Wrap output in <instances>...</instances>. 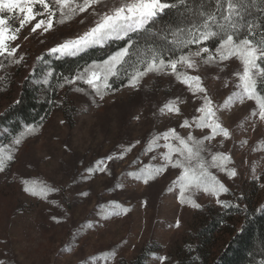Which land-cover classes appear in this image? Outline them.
Listing matches in <instances>:
<instances>
[{"label": "rangeland", "instance_id": "obj_1", "mask_svg": "<svg viewBox=\"0 0 264 264\" xmlns=\"http://www.w3.org/2000/svg\"><path fill=\"white\" fill-rule=\"evenodd\" d=\"M123 2L126 0H111L109 7ZM95 19L81 13L64 24L56 23L42 36L25 31L17 41L24 60L19 66L0 68V77L6 69L7 77L14 75L12 97L18 95L21 82L41 53L82 35L94 26ZM200 31L203 24L188 32L178 57L195 51L196 44L188 41ZM151 58L150 51L134 54L116 76L121 85L105 90L103 100L87 85L77 82L58 94L47 115L30 124L34 132L26 131L29 125L12 134L0 129V158L6 165V171L0 172L3 264H121L132 262L143 251L141 264H161L157 259L161 256L167 258L164 264H180L181 260L189 264L194 235L209 225L211 217L215 216V223L213 228H206L209 235L202 241L204 250L216 254L237 226V207L245 202L256 206L264 203V121L252 115L258 109L254 100L240 99L242 89L236 73L242 72V65L234 58L220 61L217 57L216 63H201L195 70L178 65L180 73L200 76L221 126L230 132L228 139L217 136L205 140L201 153L208 162L216 153L230 157L226 167L234 169L236 176L207 169L229 191L215 197L205 193L203 187L192 188L185 195L200 205L197 209L178 202L182 169L169 167L147 184L129 175L160 163L158 154L166 151L164 141L148 151L152 137L175 128L182 137L191 132L197 139L203 138L202 130L179 126L183 120L201 115L196 109L201 106L203 94H198L199 99L193 96L170 74L171 69L146 73L137 88L122 86L135 68L145 67L143 60ZM169 103L180 108L179 115L167 112L165 105ZM21 133V143L15 145ZM9 155L11 160L7 159ZM109 156L114 159L109 160ZM196 163L193 160L191 166L195 168ZM99 168L106 170L101 172ZM33 185L38 190L44 187L46 198L23 190ZM217 199L227 206L217 204Z\"/></svg>", "mask_w": 264, "mask_h": 264}, {"label": "snow or ice", "instance_id": "obj_2", "mask_svg": "<svg viewBox=\"0 0 264 264\" xmlns=\"http://www.w3.org/2000/svg\"><path fill=\"white\" fill-rule=\"evenodd\" d=\"M110 2L111 0H0V68L6 65L19 66L24 60V56L21 54V45L17 41L25 31H28L29 34L42 36L53 30L56 23L64 24L81 13L91 15L96 18L94 26L82 35L57 43L48 52L56 56L57 59L75 57L91 47H102L110 40H125L127 38V42L122 48L110 54L102 62H93L85 67L79 75L63 78L67 85L82 82L92 90L96 97L103 100L106 94L105 90H112L109 77H116L120 69L130 63L133 55L139 54L138 42L131 38V34L150 32L148 26L154 24L159 17L165 14L166 10L177 7V3L167 2V0H126L119 5L112 4L109 7ZM178 2L183 4L185 0H178ZM216 4V12L221 13L220 18L225 23L220 24L215 14H208L207 20L203 24V31H200L195 39L188 41V44L199 46L215 39L218 43L215 44L214 52L209 47L200 46L196 51L189 50L178 58L169 56L165 59L150 48L152 58L143 60L142 63L145 67L135 68L134 72L129 75L126 84L122 85L123 87L137 88L140 78L146 73L164 72L171 69L170 74L175 75L181 84L186 85L193 96H197L199 99L198 94H203L201 106L196 109V112L201 115L195 116L191 121L185 119L179 125L180 128L202 130L203 138L197 139L191 132L185 138L180 136L175 128H170L152 137L149 141L148 151H152L154 147H160L158 142L164 141L162 146L166 151L158 154L160 163L151 167L145 166L138 173H129L135 180H142L147 184L150 180L155 179L156 175L165 173L169 167L182 169L178 177V202L180 204L189 203L197 209L200 208V205L195 203L190 196L186 197L185 195L192 188L203 187L205 193L215 197L229 191L207 170L209 167L226 172L229 177H234L237 173L234 169H227L226 164L230 162V157L223 153L211 155L210 162L202 158L201 153L204 151L205 140L211 141L217 136L228 139L230 132L221 126L212 100L201 84L200 76L188 75L187 72L180 73L178 65L195 70L201 63H216L217 57L220 61L233 58L238 60L242 65V72L236 73L240 81L238 87L242 89L240 99L254 100L258 109L253 110L252 115L258 116L260 121H264V94L257 87L258 84H264V24L244 20L243 13L248 6L246 0H227L226 7L222 0H216ZM104 9L108 10L104 11ZM80 22L84 23L83 20ZM213 25H215V29ZM245 28L247 29L246 33L241 31ZM23 38L28 39V36H23ZM48 75H52V73L49 72ZM76 90L82 91L81 88ZM94 102L96 101L94 100ZM165 109L169 114L179 115L181 112L174 103L165 105ZM165 109H161V111L163 112ZM205 130H210L211 134L209 135ZM26 131L32 133L34 128L29 125L26 127ZM23 136L24 133H21L13 143L19 145ZM136 143H140V141ZM12 158L11 155L7 157L8 160ZM108 159L114 158L109 156ZM152 159L156 160L157 156H153ZM193 160L197 162L195 168L191 166ZM105 170V168H99L101 172ZM5 171V160L0 158V172ZM88 171L91 172L92 169L89 168ZM209 178L213 183L209 184ZM23 190L32 196L43 195L46 198L47 195V190L44 187L38 190L35 185L25 186ZM217 204L222 207L227 206V203L220 199H217ZM124 211L127 212L128 209H124ZM114 214L119 215L120 213ZM176 226H179V221ZM157 259L161 261V264H164L167 258L161 256ZM0 264H3L2 260H0Z\"/></svg>", "mask_w": 264, "mask_h": 264}, {"label": "trees", "instance_id": "obj_3", "mask_svg": "<svg viewBox=\"0 0 264 264\" xmlns=\"http://www.w3.org/2000/svg\"><path fill=\"white\" fill-rule=\"evenodd\" d=\"M167 2L177 3V7L166 10L154 24L148 26L150 32L131 34V38L138 42L139 54L149 52L151 48L161 53L160 56L165 59L169 56L178 58L188 32L204 24L208 14H215L220 24L225 23L220 18L221 13L216 12V0H185L183 4L178 0ZM222 3L224 7L227 6V0H222ZM246 3L248 6L243 13L244 20L264 24V0H246ZM241 31L246 33L247 29ZM126 42L127 38L110 40L102 47H91L75 57L57 59L46 51L41 53L32 70L21 82L15 98L12 97L14 75L7 77L9 71L6 69L4 77H0V129H4L7 134L17 133L25 126L41 120L50 112L58 94L69 89L70 85L64 83V77L79 75L85 67L104 60ZM217 42L214 39L203 45H194L195 51L200 46L209 47L213 51ZM49 72L52 75H48ZM118 81L116 77L109 78L112 89L121 85L122 82ZM257 87L264 94V84H258ZM261 209H264V203L256 206L245 202L242 206L239 205L235 211L239 215L237 226L235 225L216 254L209 249L204 250L202 241L203 236L209 235L206 228H213L212 223H215V216L211 217L209 225L194 235L196 240L192 246L193 259H189V264H264V211ZM143 256L144 251L132 262L123 261L121 264H141ZM180 264H185V260H181Z\"/></svg>", "mask_w": 264, "mask_h": 264}]
</instances>
